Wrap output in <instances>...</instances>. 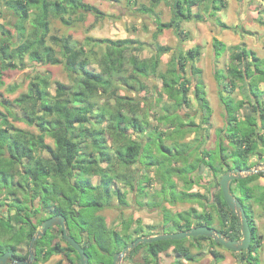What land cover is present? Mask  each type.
Here are the masks:
<instances>
[{
    "label": "trees",
    "instance_id": "trees-1",
    "mask_svg": "<svg viewBox=\"0 0 264 264\" xmlns=\"http://www.w3.org/2000/svg\"><path fill=\"white\" fill-rule=\"evenodd\" d=\"M109 1L117 3L120 0ZM126 1L138 3V0ZM148 1V5L143 3L138 6L141 13L153 17L156 7L165 1L173 5V17L170 21H162L159 15L154 16L157 30L153 33L155 42L151 56L140 57L138 52L148 44L135 38L87 37L85 44L78 45L71 35H51L50 39L59 47V51L48 44L52 18L72 25L81 20L85 13H93L97 17L106 15L85 0H6V5L13 11L14 27L10 29L0 23V86L5 85L3 76L7 70L27 66L25 57L38 64H63L70 83L55 81V92L52 93L50 76L36 72L28 90L13 100L19 113L6 106L0 98V104L6 108L5 111L0 110V192L12 197L16 209L8 219L0 216L1 234L10 236L7 244H0V253L9 249L14 251L17 244L26 243L29 246L37 223L42 220L30 221L32 215L27 201L17 198L18 193L22 192L28 200L39 197L41 207L51 209L52 214L66 217L69 233L83 246L91 264H113L115 254L136 238L129 230L132 222L123 219V228H111L106 217L98 211L110 206L118 180L132 189L139 185V193L147 196L146 187L137 184L130 172L131 166L139 161L148 167L157 166L162 186L159 193L165 201L191 202L202 207V211L192 206L180 212L177 221L173 219L169 226L174 228L172 232L196 225L215 227V215L212 209L208 210L210 206H215L221 224L219 230L232 239L242 237L241 223L226 203L219 179L227 168L246 170L253 167L249 164V158L260 153L259 148L264 152V90L259 88V83L264 81V58H259L245 43H240L230 47L228 69H215L218 95L225 111L224 126L219 130L224 135L219 133L215 150H208L198 160H192L196 146L179 142L172 132L170 135L149 132L152 137L155 135L154 142L134 139L130 130H144V124L148 122L139 116L141 105L118 91L123 87L137 90V83H143L142 78L150 75H156L162 81L163 91L172 100L175 111L172 115L166 114L165 118L174 124V132L180 131L177 136L183 138L188 131L192 132L199 126L193 121L185 122L178 113L181 107L191 106V87L195 88L196 96L203 102L206 112L203 122H208L213 110L206 97L201 69L196 66L202 54L201 46L196 45L186 52L175 54L167 69L160 71L162 56L171 47L159 43L157 39L165 29L181 27L184 21H205L206 15L216 16L218 11L227 7V0ZM195 7L197 11H194ZM261 13H264V8ZM217 21L223 28L229 27L220 18ZM28 22L31 25L29 29ZM261 22L264 24V20ZM94 44L104 46L100 56L98 51L86 49V45ZM213 47L216 57L227 49V45L218 38L214 39ZM188 65L191 77L184 74ZM238 82H241V100L234 96ZM17 89L16 84L7 88L10 92ZM102 94H106L108 99L100 105L96 99ZM247 104L252 106L255 114L251 112L243 117L240 109ZM10 117L21 119L38 132L16 126ZM107 134L112 145L106 140ZM48 136L54 139V146L46 141ZM166 136L174 138V144H166L163 139ZM152 143L156 145V151ZM46 152L48 154L44 155ZM216 158L220 159V166L213 164ZM202 162L221 174L215 189L209 194L191 190L193 174L200 169ZM174 176L185 180V189H178ZM261 176L264 174L254 173L232 182V191L243 203L253 231L249 249L232 251L240 264H260L255 253L261 245L260 238L252 220L251 207L245 201L253 192L261 190L260 197L264 202V186L250 185ZM116 191L121 204H125V193L120 189ZM139 230L136 229L135 233ZM57 232L65 241L60 227H53L36 240L37 259L34 264L47 261L55 254H61L63 258L54 264H62L64 259L71 258L70 252H75L78 264H81L78 252L66 241L65 245L61 241L53 243ZM202 241L209 242L208 253L216 262L225 258L217 249L224 246L202 235L140 244L133 255L145 247V264H160L161 253L173 248V264H180L182 259L195 261L198 254L193 252V248L202 249ZM28 254L25 253L22 259Z\"/></svg>",
    "mask_w": 264,
    "mask_h": 264
},
{
    "label": "rangeland",
    "instance_id": "rangeland-1",
    "mask_svg": "<svg viewBox=\"0 0 264 264\" xmlns=\"http://www.w3.org/2000/svg\"><path fill=\"white\" fill-rule=\"evenodd\" d=\"M98 8H100L106 15L104 17H97L93 13H85L81 20L75 21L72 25H66L61 20L57 18H52L50 22V34L48 37V44L55 47L59 51V47L54 45L50 39L51 35L56 36H66L71 35L78 45L85 44L87 37L93 38H135L146 42L148 45L145 49L138 52L140 57L151 56V49L153 47L155 40L153 39V33L157 30V24L154 20V16L159 15L162 21H170L173 17V5L166 3L165 1L156 7L153 17L148 14H143L138 10L140 4H149L148 0H138V3L128 2L126 0H120L119 2H112L109 0H85ZM229 6L220 12V18L233 22L237 16L238 10H242L245 13L243 20L238 22V26L244 25L247 21L255 20L258 15L257 10L261 8L263 10L264 4L263 0H228ZM249 8V10H248ZM202 9V7H201ZM198 8L195 7L194 11ZM247 11H249V19L247 20ZM253 12V13H252ZM34 13V12H33ZM32 13V18L33 14ZM14 17L13 11L6 5V0H0V23L4 24L7 28L12 29L14 25L12 24ZM215 16H207L205 21L191 20L184 21L181 27L165 29L157 39V41L163 45L171 47V50L162 56L160 71H165L168 67L169 61L172 57L179 52H186L190 48L200 45L201 46V57L197 62L196 66L202 68L201 77L204 78L205 89L207 91L206 96L211 97L210 102L213 105H217L219 101L218 97V87L216 86L215 79V69L216 67L226 68L229 64L230 57H224L218 62L215 61L213 41L215 38L222 39L221 34H219L221 25ZM252 23V22H251ZM31 27L30 23H27V29ZM147 27V29H146ZM181 31V33H180ZM223 31H227L223 29ZM229 38V37H227ZM264 43V40L262 41ZM87 50L98 51V56H100L104 51V46L102 45H86ZM264 50V47H263ZM137 52V51H136ZM26 67L23 69H12L7 70L3 76L5 80V85L0 86V98L6 106L13 108L15 112L19 113L17 107L13 105V100L18 97L21 93L28 90L29 83L34 77L36 72L46 73L51 78V92H55V81H61L64 83H70V77L68 72L65 70L63 64H38L32 62L28 57H25ZM99 68V66L97 65ZM184 74L187 77H191L190 65L186 67ZM143 83H137V90H128L126 87L121 88L118 93L122 95H127L132 97L134 101L138 102L142 110L139 112V116L147 120L144 130L141 129H131V137L142 142H154V137L149 135V132L154 131V134L159 132H164L169 134L170 132L178 138L180 142H188L192 144L197 149H194L191 159L198 160L201 156L208 153V150H215L220 139L219 133L224 135L223 132H219L224 126V107L219 104L217 108L213 107V112L209 116L208 122H203L205 115V110L203 107V102L198 99L195 94V88L191 87L189 96L191 97L190 107H181L178 113L189 123L193 121L195 124H199L194 131H188L185 137L181 138L177 136L180 131L174 132V124L167 121L165 118L166 114H173L175 108L173 107L172 100L168 98L166 93L163 91L162 81L156 75H150L149 77L142 78ZM16 84L18 89L15 92H10L7 90L8 86ZM143 86V88L141 87ZM107 95L102 94L97 97L98 104H103L107 100ZM5 106L0 104V110L5 111ZM10 120L18 127L32 130L38 132L34 126H30L21 119H15L10 117ZM174 128V129H173ZM170 135V134H169ZM151 136V137H150ZM176 138V139H177ZM165 143L168 145L174 144V138L166 136L163 138ZM198 139V140H197ZM106 140L109 145H112V140L110 136L106 135ZM46 141L54 146V139L50 136L46 138ZM228 142H225L227 144ZM153 149L156 151V145L152 143ZM48 153H44L47 155ZM217 157V156H216ZM215 158V157H214ZM218 158L214 160L213 164L220 166ZM254 162V161H253ZM252 162V163H253ZM231 163V162H230ZM106 166V163H103ZM213 165V167H214ZM226 168V167H224ZM130 171L135 177V182L142 184L146 187L147 196L143 197L139 193V185L135 189L127 186L121 180L117 181V186L115 194L111 199L110 206L104 207L99 210L98 213L105 216L108 225L111 228L121 229L123 228L122 220L131 221L129 225V230L133 233L135 237L155 235L159 233L172 232L174 228L169 227L173 222L177 221L178 214L182 211L188 210L190 207L195 206L200 211V207L197 203L191 202H175L171 203L165 201L163 196L159 193L162 190L161 181L158 178V168L157 166L148 167L141 161L133 164ZM221 175L220 172L216 173L212 166H208L205 162H202L201 167L197 170L192 177L191 190L205 192L209 194L210 189H215V185L218 182V176ZM177 181L178 189H185V180L180 179L178 176H174ZM97 179H95V182ZM125 193V204H121L119 197L117 195L119 190ZM261 191V190H260ZM17 197L21 201H27L24 193H18ZM12 197L6 192H0V215H6V212H2V208L6 206L1 205L2 203L12 204ZM24 202V203H25ZM27 203V204H28ZM39 200L34 202L36 208L39 207ZM212 209L216 221L215 225L218 229L221 227L220 220L216 211V207L210 206L208 210ZM13 213V212H12ZM40 213V215H39ZM15 212L13 213V215ZM32 219L34 221L43 217L41 212H37V209L31 212ZM169 217V220L167 218ZM174 219V220H173ZM36 222V221H35ZM136 229H140L135 233ZM58 233V232H57ZM1 235V233H0ZM4 244H7V238L10 236L6 233L3 234ZM56 241H61L65 245V241L61 240L60 233L57 234ZM3 241L0 239V244ZM208 241H202L203 247L208 246ZM26 247H28L26 245ZM223 250H228L225 247L218 246ZM217 247V248H218ZM205 248V247H204ZM203 248V249H204ZM147 254V249L142 247L137 253L131 255L133 257H125L122 264H145V255ZM62 257L61 254H55L49 261H40L38 264H54L56 259ZM75 264H78V258L74 254ZM175 259V253L172 248L169 251H165L162 257V264H168L172 259ZM261 264H263V259L260 254Z\"/></svg>",
    "mask_w": 264,
    "mask_h": 264
},
{
    "label": "water",
    "instance_id": "water-1",
    "mask_svg": "<svg viewBox=\"0 0 264 264\" xmlns=\"http://www.w3.org/2000/svg\"><path fill=\"white\" fill-rule=\"evenodd\" d=\"M254 173L264 174V162L250 167L246 170L240 169L238 167L227 168L225 173L219 179V185L222 189L224 199L230 207L231 211L238 216L241 223V238H229L224 235L221 230L208 225H196L190 229L183 231L138 236L127 246H125L120 252L115 254L113 258V264H122L123 259L125 257L131 256L140 244L145 245L159 240H181L187 237H196L200 235L212 238L217 244H220L232 251H242L244 249H249L253 238L251 222L243 203L233 193L231 183L234 180L241 179ZM58 225L62 229L63 239L78 252L81 264H91L89 255L87 254L83 246L69 233L66 223V217L62 214H56L47 218L36 229L35 235L31 238L30 241V253L28 260L16 259L12 251H7L0 256V264H32L36 260V252L34 248L36 240L43 237L48 229Z\"/></svg>",
    "mask_w": 264,
    "mask_h": 264
},
{
    "label": "crops",
    "instance_id": "crops-1",
    "mask_svg": "<svg viewBox=\"0 0 264 264\" xmlns=\"http://www.w3.org/2000/svg\"><path fill=\"white\" fill-rule=\"evenodd\" d=\"M263 4H264V0H263ZM228 6H229V2L227 0V7ZM227 7L218 11L217 15L215 17L220 18L221 17L219 15L220 12H222ZM248 10H249V8H248ZM257 13H258V15H260V16H257L255 18L257 21H255V20L247 21V23H245L244 25H241V26H238V22L243 20L245 17V13L241 9L238 10L237 16L234 19H232V20H234V23L233 22L231 23L229 21H225V20L220 18V21L226 23L229 27L223 28L221 26L219 34H221L222 39L219 38V40H222L227 45V49H225L219 57H216L215 52H213L216 62H218L220 59H223L224 57H228V56L230 57V54H231L230 47L233 45H236V44H240V43H245L247 45V48L254 51L259 58H261V59L264 58V50H263L264 43H262V41L264 40V24H262V22H261V20H264V13H261V8H259L257 10ZM249 17H250L249 11H247V17H246L247 20L249 19ZM223 29H226L227 31L224 32ZM227 37H229V38H227ZM250 60H251V57H250ZM230 61H231V59H230ZM230 61H229V64H230ZM229 64L227 65V67L225 69L222 68V66L216 67V68L227 70L229 67ZM200 69H201V74H202L203 70H202V68H200ZM202 79L204 80L203 77H202ZM216 86L218 87L217 89H219V85H218L217 80H216ZM240 86H241V82H238L237 87H236V91L234 93V96L238 100H241L243 98L241 90H240ZM259 88L261 90H264V81H261L259 83ZM205 91H206V89H205ZM206 93H207V91H206ZM206 97L210 102L211 97H210V99L208 96H206ZM218 97H219V95H218ZM219 104H222L220 101V98H219L217 105L212 106V104L210 102L212 109H213V107L217 108L219 106ZM240 110H241V114L243 117L247 113L252 112L255 114V112L252 111V106H250L249 104H247L246 107H243ZM263 134H264V129H263ZM258 152H260L262 154L258 153V154L251 156L249 158V164H252L253 166H255L257 164L264 162L263 149L259 148ZM255 184H259L261 186H264V176H261L257 180L250 183L251 186H253ZM231 187H232V183H231ZM202 193H205V192H202ZM260 194H261L260 191L256 190L255 192H253V194L250 197H247L248 199H246L245 203L251 207L250 212L253 216L252 220L255 223V226L257 229V231H256L257 236L260 238V244L261 245L255 253L258 255L259 259H260V254H261V257L263 259V264H264V202L261 200ZM215 228H218V227H216V225H215ZM204 247H203L204 249L202 248L200 250L197 249L196 247L193 248V252L198 254L197 260L190 261V260L182 259L180 264H240L236 254L234 252H232V250H229V249L223 250V249L218 247L217 248L218 251H220L222 254H224L225 258L221 261L216 262L214 260L213 256L208 253V249H209L208 246H204ZM172 251H173V248H172ZM164 253L165 252L161 253V255H160L161 256L160 257V264H162V257L164 255ZM72 256H73V254L71 255V259L73 258L72 260L64 259L62 264H71L70 261L71 262L73 261V263L75 264V259ZM61 258H63V256L57 258L56 261L60 260ZM174 261H175V259L173 258L172 260H170L168 262V264H173ZM131 264H134V263H131ZM260 264H261V260H260Z\"/></svg>",
    "mask_w": 264,
    "mask_h": 264
},
{
    "label": "flooded vegetation",
    "instance_id": "flooded-vegetation-1",
    "mask_svg": "<svg viewBox=\"0 0 264 264\" xmlns=\"http://www.w3.org/2000/svg\"><path fill=\"white\" fill-rule=\"evenodd\" d=\"M210 191H212V188L210 189ZM17 198H19V197H17ZM36 200H39L40 201V198L39 197H37V198H35L34 200H29V203H28V207H29V211H30V213L32 212V211H34V210H36L37 209V212H41L42 213V215H43V217H40L39 219H37L36 218V222H39V220L40 219H42L41 220V222L38 224L37 223V226L39 227L40 225H41V223L44 221V220H46L47 218H49V217H51V216H53V215H56V214H52L51 212H52V210L51 209H45L44 207H41V205H40V203H39V207L38 208H36L35 206H34V202L36 201ZM14 202V201H13ZM13 202H11L12 204L10 205V204H8V203H6V204H4V203H2L1 205H3V206H6V208H2L1 209V211L2 212H6L7 214L4 216V215H0V216H4V217H6L7 219L9 218V216H11V215H13V213L14 212H16V209H15V204H13ZM38 209H41V210H39L38 211ZM13 212V213H12ZM39 215H40V213H39ZM25 219H28V218H25ZM31 220V222L32 223H34L35 221H34V219H32V218H30ZM66 223H67V219H66ZM68 226V225H67ZM37 227V228H38ZM54 227H60L59 225L58 226H54ZM36 228V229H37ZM53 227H51L50 229H52ZM61 228V227H60ZM50 229H48V230H50ZM36 232V231H35ZM0 233H1V231H0ZM62 234V233H61ZM0 239L3 241V243L5 242L4 241V237H3V235L1 234L0 235ZM7 240H8V238H7ZM9 242V240L7 241V243ZM53 243H55V240H54V242ZM26 243H23V244H17L16 245V247H15V250L13 251L12 249H9V250H4L3 252H1L0 253V256L3 254V253H5V252H7V251H12L13 252V254L15 255V258L16 259H22V256H24L25 255V253H30V244H29V246L28 247H26ZM34 248H35V246H34ZM70 254L72 255H74L75 254V252H70ZM76 255V254H75ZM133 255V254H132ZM53 256V255H52ZM52 256L47 260V261H49L51 258H52ZM76 257H77V255H76ZM131 257H133V256H131ZM75 258V257H74ZM29 259V254H28V256L25 258V259H22V260H28ZM36 259H37V257H36ZM73 259V258H72ZM71 258L69 259L68 258V260H72ZM36 262V260L32 263V264H34ZM46 262V261H45ZM55 263V262H54ZM70 263L72 264L73 263V261L71 262L70 261ZM8 264H11V263H8ZM74 264V263H73Z\"/></svg>",
    "mask_w": 264,
    "mask_h": 264
}]
</instances>
